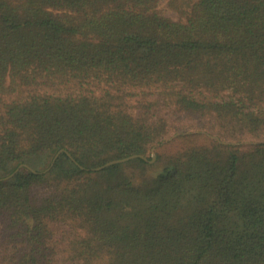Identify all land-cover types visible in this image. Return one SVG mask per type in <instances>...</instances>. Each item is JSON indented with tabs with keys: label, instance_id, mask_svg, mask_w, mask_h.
I'll use <instances>...</instances> for the list:
<instances>
[{
	"label": "trees",
	"instance_id": "1",
	"mask_svg": "<svg viewBox=\"0 0 264 264\" xmlns=\"http://www.w3.org/2000/svg\"><path fill=\"white\" fill-rule=\"evenodd\" d=\"M161 1L0 0V264H264V0Z\"/></svg>",
	"mask_w": 264,
	"mask_h": 264
},
{
	"label": "rangeland",
	"instance_id": "2",
	"mask_svg": "<svg viewBox=\"0 0 264 264\" xmlns=\"http://www.w3.org/2000/svg\"><path fill=\"white\" fill-rule=\"evenodd\" d=\"M160 8H161V10L163 11V13L167 17H170V18H173V19H178L179 18L178 13L168 4V0H162L160 2ZM176 134H183V133L178 132V133L173 134L169 138L165 139L162 143H160V144L156 145L155 147H153V149L151 150V154L150 155H152L153 152H154L156 154V156H157V153L159 151L163 150L165 148V146H169V147L166 148V149H169V151H171V149L174 146L176 148V146L179 145V144H177V142H175L176 138L178 137V136L175 137ZM257 142L258 141L255 140V139H253V138H247V139H244V140L238 142L237 144H240L242 146H246V145H250L252 143H257Z\"/></svg>",
	"mask_w": 264,
	"mask_h": 264
},
{
	"label": "water",
	"instance_id": "3",
	"mask_svg": "<svg viewBox=\"0 0 264 264\" xmlns=\"http://www.w3.org/2000/svg\"><path fill=\"white\" fill-rule=\"evenodd\" d=\"M185 134H189V133L187 132V133H185ZM179 135H181V134H176L175 137H177V136H179ZM65 151H66V150L61 149V150L55 155V157H54V159H53L51 165H50V166H49L44 172H47V171L51 170V168L54 166V164H55V162H56L58 156H59L61 153L65 152ZM67 154L71 157V159H72L73 161L76 162L75 158H74L69 152H67ZM137 157H140V158H143V159L148 160V158H147L145 155H143V154H133V155H130V156L125 157V158H122V159L111 160V161H109V162L103 164L102 166H99V167H97V168H93L92 170L99 171V170H102V169H104V168H106V167H108V166H111V165H113V164L121 163V162H126V161H129V160L134 159V158H137ZM156 158H157V156H156V154L153 152V154L151 155V159H150L149 161H150V162H154V161L156 160ZM23 166L28 167V168H30L31 170L35 171L33 168H31V167L28 166L27 164H22V165H20V166H19V167H18V168L12 173V174H10L9 176H6V177L2 178V180H7V179H10V178L14 177V176L17 174V172H18Z\"/></svg>",
	"mask_w": 264,
	"mask_h": 264
}]
</instances>
